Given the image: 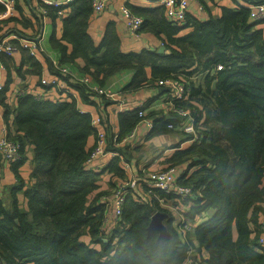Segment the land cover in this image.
Segmentation results:
<instances>
[{
  "label": "trees",
  "instance_id": "obj_1",
  "mask_svg": "<svg viewBox=\"0 0 264 264\" xmlns=\"http://www.w3.org/2000/svg\"><path fill=\"white\" fill-rule=\"evenodd\" d=\"M93 1L73 0L61 8L41 5L54 22L67 10L62 37L54 33L50 39L52 49L61 54L59 67L46 57L48 73L66 82L86 103L95 97L104 104L109 100L59 68L77 64L79 73L98 87H105L120 72L133 71L134 79L125 90L157 85L168 78L184 81L190 91L181 106L191 110L200 138L177 150L167 168L185 166L178 182L194 193L193 199L183 202L189 209H180L188 222L194 223L208 210L215 214L196 225L188 242L182 241L174 225L177 216L161 202L175 201L177 195L150 188L139 173L140 186L128 191L120 220L108 224L106 218L113 220L112 212L101 200L112 192L100 189L102 173L87 165L95 145L92 116L82 112L74 99L40 100L28 94L27 76L39 77L41 85L44 67L28 50L20 49L19 64L13 57L2 56L8 74L0 91L1 112L10 140L21 149L19 159L9 165L15 183L8 202L0 195V264H183L194 238L198 252L210 254L202 264H264L259 247L264 233V29L259 27L264 23L251 21L250 9L239 5L222 7L220 17L211 15L205 22L188 15L186 24L178 26L168 21L162 6L128 4L144 19L140 33L159 37L170 53H125L115 21L107 25L102 42L96 45L90 34ZM198 1L207 8L204 0ZM245 2L264 4V0ZM5 11L0 1V14ZM18 26L29 28L30 23L15 15L0 20V39L10 33L28 37ZM187 28L192 31L181 35ZM7 30L14 31L4 36ZM12 43L18 45L16 40ZM12 63L16 74L10 70ZM218 65L223 70L211 75ZM203 73L201 84L193 82L194 75ZM13 74L21 80L24 93L14 94ZM202 96L209 103L196 99ZM143 108L120 113L119 140L139 124ZM103 114L108 150L129 161L124 154L128 147L115 146L110 121ZM180 122V118L167 119L157 127L154 122L152 133L175 132ZM28 147H33L32 184L20 174L28 161ZM106 170L119 179L126 176L118 158ZM21 193L25 210L18 200ZM158 212L168 215L163 223L170 238L163 242L158 230L149 232Z\"/></svg>",
  "mask_w": 264,
  "mask_h": 264
},
{
  "label": "crops",
  "instance_id": "obj_2",
  "mask_svg": "<svg viewBox=\"0 0 264 264\" xmlns=\"http://www.w3.org/2000/svg\"><path fill=\"white\" fill-rule=\"evenodd\" d=\"M43 0H16V9L14 15L16 19L23 21L25 19L27 22L30 23L29 28L19 27L23 33H25L29 37H33L35 35H39L41 38L40 46L45 50L44 53H38L36 57L44 67L43 77L50 78L53 77L51 74L48 73V69L46 66L45 58H51L54 56L58 61L60 60L61 54L52 49L50 44V39L55 33L58 38L62 37L63 34V17L67 16V12L62 13L60 19H57L54 22L48 13H44V8L41 6V2ZM132 5L137 7H148L154 8L160 6L161 0H130ZM207 8L200 9L202 6L199 1H193L190 3L189 15L197 18L200 21H208L210 16L220 17L222 15V7L227 8H237V6L241 5L244 7H248L250 4L245 2V0H204ZM127 4L126 0H113L112 3L109 5L108 9L99 16H93L90 22V34L95 41L96 45H99L104 36V32L106 30L107 25L115 21L118 34L120 36L122 42V50L125 53H139L143 50H150V51H159V49L164 46L162 39L159 37L143 33L141 36L136 37L131 34V32L126 28L124 23L121 8L123 5ZM203 7V6H202ZM55 23V24H54ZM13 27V24L10 25ZM259 28L264 29V25L260 26ZM191 28H187L182 31L181 35H187L191 32ZM6 32V31H5ZM3 33L4 36L7 33ZM165 47V46H164ZM71 51V48H70ZM168 50L164 51V54H169ZM14 60L17 64L21 61V54H16ZM77 63L82 66L83 62L81 60L77 61ZM68 67V66H67ZM72 69L77 75L83 76L79 73L78 65H73L69 67ZM16 66L14 63L11 64L10 70L12 73H15ZM26 69V68H24ZM8 71L1 77V83H4L7 80ZM16 74V73H15ZM14 77V86L16 88H20L21 80L15 76ZM39 77H32L27 76L26 83L28 84V88L33 89L36 92L42 91L43 87L39 85ZM134 79V72L133 71H123L118 73L117 75L108 79L107 84L105 87H110L114 92L118 94L119 100H124L125 104H117L116 102L107 101L110 105L104 104L101 99L95 97L90 102L83 101L82 97H80L79 93L71 88L78 96V105L80 109L84 113H89L90 115L100 116L101 113L109 119L111 127L113 129V134L120 133V126H119V115L122 112L128 111L125 110L129 109V111L134 109H142L148 112V118L155 122V127L157 125H161V123L165 122L168 117L171 120H176L175 117L170 116V111L168 109V105H166L165 101L167 99L168 93L166 88L158 87L156 84H151L149 86L141 87L136 90H125V88L133 81ZM12 86V87H14ZM59 91L51 90L47 92L48 97L52 98V100L56 101L57 97H59ZM63 96L61 95V98ZM167 118L165 121L161 119ZM160 120L159 123L156 121ZM4 126L3 121V110L2 114L0 115V130ZM152 130L147 125H139L138 127V134L137 138L133 140L129 145H127V149L124 151V154L129 159L128 162L132 165L133 173L130 175L145 176L147 179L150 175H154L156 172L160 170H166L168 167L169 159L173 156V154L179 149H185L192 144L186 141V137L184 134L180 132H166L162 134H154ZM33 147L27 148V158L28 161L26 164L21 168L20 174L25 180L26 183L32 184L31 172H32V165L31 161L33 159ZM125 157V156H124ZM111 155L106 156L102 161H100L97 166L99 167V172L101 174V187L102 191H113L118 182L121 180L105 169L110 165L112 161ZM168 169V168H167ZM185 171V166L181 168H176L175 178L180 177ZM0 174L2 183L4 184V191L0 192L1 197L4 198L5 201L8 200V190L6 191L7 187H12L15 183V177L12 172V169L9 165L4 164L3 161L0 159ZM179 174V175H178ZM126 175V174H125ZM126 177V176H125ZM124 177V178H125ZM140 178V177H139ZM141 179V178H140ZM115 188L113 189V187ZM6 191V192H5ZM179 198H177L178 200ZM19 204L23 209H27V203L24 199V195L21 193L18 195ZM166 208L170 209L175 207V201H168L163 203ZM170 207V208H169ZM175 210V209H174ZM215 214L214 210H208L204 212L201 216L196 218L195 222L197 225H200L207 220H209ZM177 225V222L174 223ZM193 246L195 248H199V242L197 239H193ZM203 259L209 258L210 254L206 250H202L200 252ZM185 264V262L183 263Z\"/></svg>",
  "mask_w": 264,
  "mask_h": 264
},
{
  "label": "built area",
  "instance_id": "obj_3",
  "mask_svg": "<svg viewBox=\"0 0 264 264\" xmlns=\"http://www.w3.org/2000/svg\"><path fill=\"white\" fill-rule=\"evenodd\" d=\"M0 1L6 8V11L3 14H0V20L13 16L15 12L16 0ZM72 1L73 0H43L41 5L61 8L67 6ZM112 1L113 0H94L93 16L96 17L104 13L108 9ZM193 1L197 0H161L160 6L164 8L165 16L168 21L178 26H184L189 15L190 3ZM126 3L127 4L123 5L121 8V14L124 23L126 25V28L131 32L132 35L139 37L141 36L140 30L143 26L144 19L134 14L128 7V4L131 3L130 0H126ZM248 8L250 9L251 21L264 23V4L249 5ZM200 9L202 10L203 7L200 6ZM64 12L66 13L67 10H64ZM44 13L47 14L46 9H44ZM13 40L18 41V45L13 44ZM40 42L41 38L39 35L22 38L19 35L13 33H10L4 38L0 39V91L3 89L1 77L6 71L5 66L2 62V56L5 55L14 57L20 52V49H26L31 53L32 56L37 57L38 53L45 52V50L40 46ZM50 59L52 60L55 67H59V61L54 56H52ZM59 69L64 75L71 76L75 81L87 84L90 91L95 92L99 97L103 96L109 101L116 102L118 105L125 104L124 100H119V93L117 94L116 92H114L112 88L98 87L96 85H93L89 77L79 76L67 66L61 67ZM222 70L223 66L218 65L211 72V75H213L215 72H221ZM201 76L205 78L206 74L203 73L194 75L192 77L193 82L201 84L203 81V79L200 78ZM41 85L43 87L42 91L36 92L33 89L28 88L26 92L40 100H52V98L48 97L47 92L51 90L57 92L59 91L60 93L64 94L58 93L59 97L56 98L57 100L66 101L69 99H74L78 103V96L74 94V91L67 85V83L62 81L58 76H53L50 78L43 77L41 79ZM157 86L167 89L168 96L165 103L166 105H168L170 116L175 117V119H181V122L178 123L175 128L171 125L169 126V129L173 130L174 128L175 131L184 134V136L189 139L188 142H190L191 144L199 140L200 136L198 135V132L195 128V121L191 110L181 106L182 102L188 100V92L190 91L187 88L185 82L180 80L179 78H168L159 80ZM12 90L15 95L24 93L22 90H20V88H16L15 86L12 87ZM61 95L63 96L62 98ZM126 108L125 110H130V108ZM1 114L2 112L0 106V115ZM91 116L92 127L95 130V145L93 146V149L87 161L89 169L94 172H99V167L97 166V164L106 156L111 155L112 158H118L120 160V163L126 174V177L118 182V185L112 191V195L106 196L101 200L105 207H107L108 210H111L110 212H112L113 220L108 217L106 218V222L109 224L110 222H118L120 220L128 191L139 188L141 180L134 174L130 175L131 173H133L132 165L130 164V162L125 160L122 154L116 152L115 150H108V140L106 133L107 125L103 122L102 117L94 115ZM139 117V124L122 140H119V134H114L113 142L116 147H126L133 140H135L137 138L139 125H147L150 129H154V121L148 118V112H146L145 110H141L139 112ZM190 137H192L191 140ZM20 149L21 147L18 143L10 140L8 136V130L4 124V126L0 130V159L4 164L10 165L11 163L19 159ZM175 172L176 168H168L166 170H160L154 175H150L148 179L143 180H145L147 182V185L152 189H158L165 192L166 194H172L175 196L177 195L179 199L175 200L177 205H175L174 207V209L179 213H176V226L182 241L188 242V238H190L189 234L194 230L197 224L190 223L185 219L182 211H186L185 209H189V205H185L183 202L185 201L184 199L187 198L193 199L194 193L190 187L182 186L179 184L177 178H175ZM3 189L4 184L2 183L0 174V192L3 191ZM161 202L162 204L165 203L163 200ZM180 209H182V211ZM259 247L260 251L264 253V233L259 239ZM202 259L203 258L198 252V249L194 246H189L188 258L185 261V264H202Z\"/></svg>",
  "mask_w": 264,
  "mask_h": 264
},
{
  "label": "water",
  "instance_id": "obj_4",
  "mask_svg": "<svg viewBox=\"0 0 264 264\" xmlns=\"http://www.w3.org/2000/svg\"><path fill=\"white\" fill-rule=\"evenodd\" d=\"M164 51H165V47L162 46L158 53L159 54H164ZM216 87V82H214L213 84V88ZM169 119V117H168ZM168 218V215L165 214V213H161V212H158L156 213L153 218H152V222L149 226V232L152 233L154 232L155 230H158L160 232V235H159V241L160 242H163L165 241L166 239L170 238V234L168 233L163 221L166 220Z\"/></svg>",
  "mask_w": 264,
  "mask_h": 264
},
{
  "label": "rangeland",
  "instance_id": "obj_5",
  "mask_svg": "<svg viewBox=\"0 0 264 264\" xmlns=\"http://www.w3.org/2000/svg\"><path fill=\"white\" fill-rule=\"evenodd\" d=\"M9 31H14V30H7L5 33H7V32H9ZM13 34H15V33H13ZM17 35V34H16ZM200 78H202L203 80H204V78L201 76ZM196 99H198V100H200V101H204V104H207V103H209V100H207L206 99V97L205 96H202V97H196ZM175 132H178V131H175ZM179 175V174H178ZM6 187V186H5ZM5 187H4V189H5ZM3 189V190H4ZM11 189V186L10 187H7V189H6V191L8 192V194H9V190ZM5 191V192H6ZM7 202H8V200H7ZM22 209H23V207H21ZM170 208V207H169ZM167 209V208H166ZM168 211L172 214V216H174V217H176V213L177 214H179L176 210H174L173 208H170V209H168ZM175 222H177V220L175 221Z\"/></svg>",
  "mask_w": 264,
  "mask_h": 264
}]
</instances>
